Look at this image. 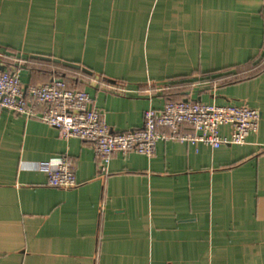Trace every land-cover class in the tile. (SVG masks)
<instances>
[{"label": "crops", "instance_id": "crops-1", "mask_svg": "<svg viewBox=\"0 0 264 264\" xmlns=\"http://www.w3.org/2000/svg\"><path fill=\"white\" fill-rule=\"evenodd\" d=\"M0 63L84 89L113 132L167 99L259 111L242 145L159 140L101 170L89 141L0 108V264H264V0H0ZM59 157L72 187L37 167Z\"/></svg>", "mask_w": 264, "mask_h": 264}, {"label": "built area", "instance_id": "built-area-1", "mask_svg": "<svg viewBox=\"0 0 264 264\" xmlns=\"http://www.w3.org/2000/svg\"><path fill=\"white\" fill-rule=\"evenodd\" d=\"M90 103L84 89L71 87L64 78L24 86L18 70H0V108L45 122L55 127L62 139L89 141L101 170L106 169L114 152L152 156L159 140L204 143L212 148L242 145L256 131L259 120V111L246 104L167 99L160 109L144 110L140 127L113 132L101 111ZM224 124L231 125L229 136L220 133ZM37 167L46 173L50 186L69 188L76 184L74 163L67 157L40 161Z\"/></svg>", "mask_w": 264, "mask_h": 264}, {"label": "water", "instance_id": "water-1", "mask_svg": "<svg viewBox=\"0 0 264 264\" xmlns=\"http://www.w3.org/2000/svg\"><path fill=\"white\" fill-rule=\"evenodd\" d=\"M34 56H36V57H40V58H42V59H46V60H51L50 57H46V56H38V55H34ZM52 60L55 61V62H61L62 64L67 65V66H71V67H74V68H80L79 65L74 64V63H69V62H65V61H60L59 59H52ZM4 69H5V65L0 63V70L2 71V70H4ZM182 100H183V101H186V100H188V98H183ZM195 100H200V97H197Z\"/></svg>", "mask_w": 264, "mask_h": 264}]
</instances>
